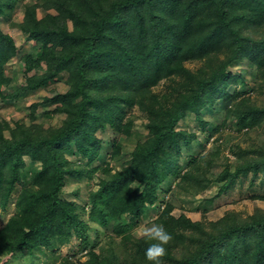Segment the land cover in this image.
Here are the masks:
<instances>
[{
  "label": "trees",
  "instance_id": "trees-1",
  "mask_svg": "<svg viewBox=\"0 0 264 264\" xmlns=\"http://www.w3.org/2000/svg\"><path fill=\"white\" fill-rule=\"evenodd\" d=\"M15 1L0 0V18ZM44 6L56 13L40 17L37 4L26 3L19 28L39 47L23 56L26 83L9 92L5 67L19 47L0 25L1 99L43 89L68 72V90L33 103L30 113L34 120L39 106L55 104L52 112L64 116L59 125L0 122V212L16 193L15 211L0 227V264L20 251L61 249L74 236L85 259H73V251L58 264H151L145 257L151 241L138 239L134 225L155 209L153 223L173 237L164 264H264L263 207L193 220L161 198L172 184L186 192L197 186L196 196L215 181L210 199L216 200L244 174L264 176V146L233 149L240 160L225 162L216 179L208 174L219 147L183 168V149L198 137L178 127L188 112L202 120L203 109L219 98H231L224 124L234 118L249 130L264 123V96L252 94L264 92V0H47ZM239 63L250 76L233 70ZM163 80L171 83L158 93L154 87ZM134 107L146 115L149 136L138 132L129 161L115 169L99 158L106 144L100 132L113 128L120 135L110 157L124 153L121 139L137 135ZM28 158L39 167L28 171ZM99 171L85 203L64 196L69 178L84 182ZM102 229L110 230L106 241L92 243Z\"/></svg>",
  "mask_w": 264,
  "mask_h": 264
},
{
  "label": "rangeland",
  "instance_id": "rangeland-1",
  "mask_svg": "<svg viewBox=\"0 0 264 264\" xmlns=\"http://www.w3.org/2000/svg\"><path fill=\"white\" fill-rule=\"evenodd\" d=\"M47 0H16L15 5L12 10L6 11L0 18V25L5 32L10 33L16 40V44L19 47V52L16 56L11 58L5 67V73L12 80L9 81L4 90L7 92L14 91L15 89L21 87L26 83L25 75V60L23 58L29 50L39 47L35 40L30 39L26 33L22 32L19 28V24L23 19L25 12L26 3L37 4V12L40 17L46 15L47 13H56L54 8H47L44 6V2ZM190 67H198L197 62H189ZM243 63H239L237 67H234L235 72H245L247 76H250V72L244 71L248 70L245 68ZM55 81L49 83L48 86L43 87V89L36 90L35 92L23 90L22 93L14 99L0 98V122L8 121L12 127H15L18 122H23L25 124H30L31 122L45 124L46 126L59 125L62 122V114L53 113L52 110L55 109V104L46 103L42 104L37 108V113L35 114L36 119H32L30 113L32 112V104L35 102L42 101L46 96H51L56 92H65L68 90V85L66 80L68 78V72H62L59 74ZM171 81L163 80L160 82L154 90L158 93L163 92L168 88V84ZM240 84H238L239 86ZM251 86L255 85L254 81L250 82ZM235 85L229 86L230 91H234ZM249 89V87H246ZM253 97L256 99L258 94L264 96L263 91L254 90L252 92ZM257 101H263L257 100ZM231 102V98H219L214 104L208 105L203 109L204 118L200 120L196 117L193 112H188L186 117L180 120L178 127L181 129L188 130L189 132H195L198 139L191 141L190 147L186 146L183 149L181 157L179 159V164H182L183 168H186L187 164L193 156H198L205 154L206 152L215 149L216 147L221 148L220 156L217 160L213 162L211 166V172L208 174L212 179H216L218 173L223 169L225 162L229 161L230 164L234 165L240 157L236 156L233 149H238L242 147L244 149H254L259 146H264V123L258 127L252 129H239L236 125L234 118H231L223 122L225 117L226 107ZM136 122L134 125V130L136 134L139 132L141 138H147L149 132L147 130L148 119L146 115L140 111L138 108H133ZM207 118H210V122H207ZM205 121V124L204 122ZM204 125L206 128H204ZM7 136L10 135L9 129L5 130ZM114 134V135H113ZM100 135L106 139V144L102 155L99 157L101 161L109 160L112 166L117 169L121 168L126 162L129 161L131 157L130 152L137 143L139 136L134 135L132 138H122L121 142L124 144V153L118 155L115 158L110 157L112 150V143L116 139H120V135L115 133L113 128H109L106 131H101ZM253 154V153H252ZM250 154V155H252ZM69 156L71 152L68 153ZM99 163V161H97ZM28 171H32V166L39 167L40 162L34 161V159L28 158ZM178 164V166H179ZM180 168V166H179ZM102 173L99 171L95 174L94 179L84 180V182H78L74 179H68L64 187V196L75 199L79 203L83 204L88 198V193L91 189L97 188V182L99 176ZM171 191L162 195L161 198L164 200L172 199L175 204L174 213L180 215L185 213L190 216L193 220H200L202 218L207 220H215L220 218L226 213L227 210L235 209L242 212L244 215L252 213L255 207L260 206L264 208V200L260 198H255L259 195H264V176L263 175H246L244 174L237 182L235 187L229 192L223 194L218 199H210L217 193L218 182L213 181L210 186L203 192L197 194L196 196L192 193L195 190L193 187L192 191L186 192L184 190L174 189L176 185L173 186ZM78 190L76 191V189ZM19 189V188H18ZM16 193L13 194V198L9 204L7 210L0 212V227L8 220V218L14 213ZM204 200V201H203ZM211 200V201H210ZM201 204V207H199ZM160 209H158L159 211ZM159 213V212H158ZM157 211H151L148 215L140 218V221L135 222L134 232L142 224H151L153 219L156 217ZM96 230H93L95 233ZM110 230L102 229V232L92 239V243L100 240L101 243L106 241V234ZM101 237V238H100ZM85 250L84 244H81L77 237H72V239L62 245V248L56 250L53 249H42L37 250L34 255H31L28 251H20L18 253H13L10 257L6 256L9 262H16V264H58L65 253H72L73 259L84 260L85 254L82 251ZM34 256V257H33ZM7 262L6 264H10Z\"/></svg>",
  "mask_w": 264,
  "mask_h": 264
},
{
  "label": "clouds",
  "instance_id": "clouds-1",
  "mask_svg": "<svg viewBox=\"0 0 264 264\" xmlns=\"http://www.w3.org/2000/svg\"><path fill=\"white\" fill-rule=\"evenodd\" d=\"M138 239L151 241L145 250V257L151 264H164V257L167 254V245L173 239L172 235L162 224H142L136 230Z\"/></svg>",
  "mask_w": 264,
  "mask_h": 264
}]
</instances>
